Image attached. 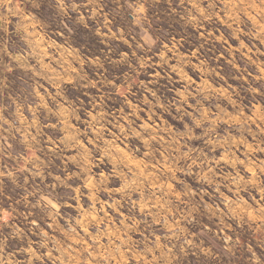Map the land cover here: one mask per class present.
<instances>
[{
  "label": "rangeland",
  "instance_id": "obj_1",
  "mask_svg": "<svg viewBox=\"0 0 264 264\" xmlns=\"http://www.w3.org/2000/svg\"><path fill=\"white\" fill-rule=\"evenodd\" d=\"M242 2L211 20L200 0L150 2L149 56L113 0L80 8L87 27L58 0H0L6 261L237 264V238H264V21L240 23ZM132 113L135 139H117ZM86 121L109 131L81 137Z\"/></svg>",
  "mask_w": 264,
  "mask_h": 264
},
{
  "label": "clouds",
  "instance_id": "obj_2",
  "mask_svg": "<svg viewBox=\"0 0 264 264\" xmlns=\"http://www.w3.org/2000/svg\"><path fill=\"white\" fill-rule=\"evenodd\" d=\"M58 2L65 18H68L69 20L71 19V17L68 16V11L77 12L79 13L77 16V22L84 24L85 27H87L86 16L84 13L80 12L81 7H86L88 9L87 19H99L103 15L99 0H80L79 4L76 0H69L67 4H65V0H58ZM113 2L120 5V8L117 9L118 12L124 8L131 10L127 32H122L120 35H131L134 41L132 46L141 51L144 55L150 56L154 50L152 46L156 44V41H153L149 35V32L152 29L153 20L152 17L147 14L148 9L146 8V5L150 2L159 3V0H113ZM184 3L185 0H180L182 7ZM200 3L205 5L203 9H200L202 18L211 20L216 7L215 0H200ZM194 7L196 6L194 5ZM234 7L239 13L237 19L240 23L247 22L244 17L257 21H264V0H243L241 4L234 5ZM103 19V26L108 27L109 33H111L110 25L112 24V21L108 20L106 15L103 16ZM66 27L67 25L61 24V28ZM165 51L167 52L168 49L165 48ZM160 63L161 65H166L167 57L161 55ZM157 75L159 74L157 73ZM91 87H95V85H92ZM120 94L123 95V91ZM134 116H136V113H132L128 117L132 123L119 126V135H117V132L115 131L116 125H114L112 135L117 139L132 136V139L134 140L135 136L132 135V126L135 124V120L133 119ZM77 119H79V117H77ZM108 131L109 130L107 128L103 127L96 129L91 122L86 121L84 123L83 132H81L80 135L81 137L93 135L94 138L98 139L102 135L107 134ZM149 146L150 148H155V143L150 142ZM141 150L142 149L140 147L135 146L129 148V151L134 153L135 156H140ZM151 158L152 157L149 154L145 153V160ZM97 163L104 164L105 159L102 158ZM122 163L123 161H117V167H119ZM129 171H131V169H129ZM249 227L251 226L249 225ZM232 247H240L243 249L240 257H236L237 264H264V238H262L259 234H253L252 239L247 244H242L241 240L237 238L233 242ZM5 248L6 245H0V264H10L9 261L4 259V256L7 255ZM233 256L235 257V252H233Z\"/></svg>",
  "mask_w": 264,
  "mask_h": 264
}]
</instances>
